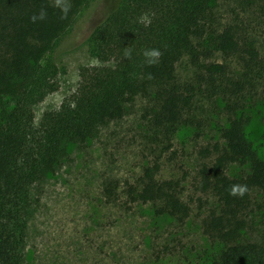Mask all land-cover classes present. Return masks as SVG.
I'll return each instance as SVG.
<instances>
[{"label":"trees","instance_id":"obj_1","mask_svg":"<svg viewBox=\"0 0 264 264\" xmlns=\"http://www.w3.org/2000/svg\"><path fill=\"white\" fill-rule=\"evenodd\" d=\"M87 2L68 0L71 10L62 19L54 0H0V264H27L32 188L56 171L69 143L85 141L97 126L122 118L140 94L155 101V127L173 132L186 121L198 90L177 80L182 56L189 54L203 70L200 79L215 86L230 73L227 63L213 60L216 53L237 57L249 70L264 65L242 25L208 27L217 0H117L92 33L100 63L82 68L73 99L46 113L38 132L34 107L59 87V66L48 55ZM42 7L46 19L32 22ZM148 48L162 52L151 66L142 56ZM128 50L130 58L125 57ZM232 83L236 92L246 88L242 79ZM248 121L244 114L231 118L221 131L224 143L199 151L210 160L199 170L197 188L212 193L218 202L203 228L225 244L212 264H264V232L259 238L248 236L256 191L263 197L258 209L264 213V156L249 137ZM237 164L246 166L245 174L229 172ZM160 170L159 162L147 166L140 181L129 184L128 199L152 203L156 213L185 221L191 205L181 196L177 181L159 179ZM232 184H246L248 192L232 197L226 191ZM104 191L109 201L117 199L114 186Z\"/></svg>","mask_w":264,"mask_h":264},{"label":"rangeland","instance_id":"obj_2","mask_svg":"<svg viewBox=\"0 0 264 264\" xmlns=\"http://www.w3.org/2000/svg\"><path fill=\"white\" fill-rule=\"evenodd\" d=\"M117 0H88L70 29L56 42L48 58L59 66L56 91L34 107L35 128L42 129L48 112L73 99L81 70L100 62L92 33L107 8ZM210 29L230 23L242 25L264 58V0H217ZM213 60L230 66L229 77L216 86L202 81L203 73L189 54L177 63V80L194 85L198 94L186 121L173 132L151 123L155 101L140 94L128 104L124 116L97 126L85 141L68 144L56 171L32 188V214L25 248L27 264H212L225 244L210 237L204 219L217 206L212 193L197 188L203 158L199 151L224 143L222 129L231 118H249L247 131L264 156V65L247 69L237 57L220 53ZM246 81L236 92L233 80ZM219 85V86H218ZM159 162V179L179 183L183 199L191 205L185 221L156 213L152 203H131L129 184H137L147 166ZM246 166H231L233 175ZM115 187L117 199L109 201L105 187ZM263 200L253 194L248 236L264 232Z\"/></svg>","mask_w":264,"mask_h":264},{"label":"clouds","instance_id":"obj_3","mask_svg":"<svg viewBox=\"0 0 264 264\" xmlns=\"http://www.w3.org/2000/svg\"><path fill=\"white\" fill-rule=\"evenodd\" d=\"M53 6L60 9L62 19L66 18L68 12L71 10V4L68 3V0H54ZM46 17L47 11L42 7L38 13L32 15L31 20L32 22L43 21ZM161 55L162 52L157 48H148L142 51L144 61L149 66L158 63ZM125 57H131L130 50L125 52ZM149 78H151V74H149ZM226 191L228 192V195L232 197L242 198L248 192V186L246 184H232L226 189Z\"/></svg>","mask_w":264,"mask_h":264}]
</instances>
